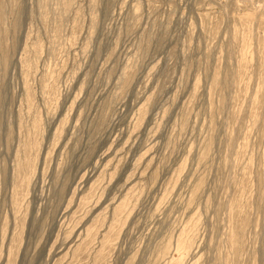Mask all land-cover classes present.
Segmentation results:
<instances>
[{"label": "rangeland", "instance_id": "rangeland-1", "mask_svg": "<svg viewBox=\"0 0 264 264\" xmlns=\"http://www.w3.org/2000/svg\"><path fill=\"white\" fill-rule=\"evenodd\" d=\"M0 264H264V0H0Z\"/></svg>", "mask_w": 264, "mask_h": 264}]
</instances>
